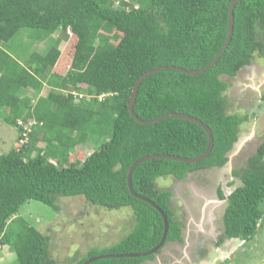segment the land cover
<instances>
[{"label":"trees","instance_id":"obj_1","mask_svg":"<svg viewBox=\"0 0 264 264\" xmlns=\"http://www.w3.org/2000/svg\"><path fill=\"white\" fill-rule=\"evenodd\" d=\"M232 1L0 0V117L15 128L18 138L22 129L17 121H35L27 144L0 156V247L14 252L16 264H55L48 236L17 215L28 201L55 212L59 197H81L111 211L130 209L134 223L120 242L73 264L102 255L146 253L158 245L163 219L150 204L131 195L130 166L150 155L197 158L209 144L205 129L193 122L169 117L141 124L129 114L135 82L163 67L141 82L133 104L135 116L142 121L167 114L191 116L210 129L213 146L196 163L165 158L141 162L132 171L130 185L166 215L162 249L183 242V226L171 206L173 202L179 207L181 199L173 200L172 190L158 189L156 180L170 176L175 187L189 181L190 175L227 164L240 126L249 117L227 112L229 83L223 77L234 79L255 57H264V0L235 3L231 40L211 68L198 75L174 68L200 70L217 56L226 40ZM101 27L117 33L118 42L93 44L95 30ZM22 29L33 31L32 39L44 43L45 51L27 55L26 66L4 48ZM69 34L75 40L71 62L60 75L52 68L60 43ZM26 86L35 95L44 86L49 91L31 104L29 97L21 96ZM87 142L97 145L92 153L82 161L70 160L76 147ZM232 175L239 185L228 196L218 191L219 199L226 200L218 244L224 239L250 241L259 228L264 138L246 166ZM154 257H105L90 264H143Z\"/></svg>","mask_w":264,"mask_h":264},{"label":"rangeland","instance_id":"obj_2","mask_svg":"<svg viewBox=\"0 0 264 264\" xmlns=\"http://www.w3.org/2000/svg\"><path fill=\"white\" fill-rule=\"evenodd\" d=\"M95 31L93 44L99 45L104 42L116 44L120 38L117 33L103 27ZM32 36L33 31L22 29L4 46L15 58H21L24 66L27 55L33 52H41V54L45 52L44 43L36 42ZM56 36L57 34L52 39ZM74 41L69 34L68 40L60 43V55L52 68L53 72L60 75L66 73L71 62ZM223 79L229 83L225 93L228 101L227 112L248 114L249 121L240 126L238 142L228 153L229 160L223 168L213 169L210 172L201 171L195 176L190 175L189 181L180 182L175 187L171 186L173 180L170 176L156 180L158 189L172 190L175 192L173 200L183 201H177L179 207L171 203L176 219L183 226V242L170 243L172 247H165L161 255L165 257H161L160 260H149L144 264H157V262L158 264H264V202L259 205L262 212L259 228L250 241L224 239L220 244L218 241L222 235L224 203L214 204L216 202L214 189L221 187L224 196H228L233 188L239 185V180L233 177L232 173L246 166L247 158L255 152L264 138V102L260 101V96L264 94V57H255L251 65L241 70L234 79L226 77ZM48 91L49 88L44 86L42 91L35 95L26 86L21 96L29 97L32 104L39 97L46 96ZM17 138L15 128L5 124L0 117V156L14 148L19 149ZM96 146L93 142H87L76 147L70 154V160L82 161ZM228 183H231V186ZM189 198H197L199 204L197 209L201 204L203 205L202 220L198 214L193 222H187L184 209ZM57 206L59 210L55 212L40 202L28 201L20 206L17 214L29 225L48 236L51 257L55 264H73L78 259L86 258L93 251H101L116 245L130 231L134 223V216L128 208L111 211L89 205L81 197H59ZM165 251L175 254L171 258L169 253L165 254ZM0 264H16L15 254L10 248L0 247Z\"/></svg>","mask_w":264,"mask_h":264},{"label":"water","instance_id":"obj_3","mask_svg":"<svg viewBox=\"0 0 264 264\" xmlns=\"http://www.w3.org/2000/svg\"><path fill=\"white\" fill-rule=\"evenodd\" d=\"M238 1L240 0H233L229 6V11H228V24H227V35H226V40H225V43L222 47V49L220 50V52L217 54V56L208 64L206 65V67H204L203 69H200V70H196V71H187L185 69H182V68H174L175 70L177 71H180L184 74H187V75H198L206 70H208L209 68H211L218 60L219 58L222 56V54L224 53V51L227 49V46L231 40V36H232V31H233V7L235 5V3H237ZM164 69L163 68H156L154 70H151V71H148L146 72L144 75H142L134 84L133 86V90H132V93H131V97H130V100L128 102V112L129 114L131 115V117H133L135 119V121L141 123V124H154V123H157L159 121H161L162 119H165V118H169V117H175V118H180V119H184V120H187V121H190V122H193L195 124H197L198 126H200L201 128L205 129L206 131V134H207V138H208V141H209V144H208V148L207 150L199 157L197 158H193V159H187V158H184V157H175V156H169V155H150V156H145L141 159H138L137 161H135L129 168L128 170V174H127V184H128V189L131 193V195L135 198H138L148 204H150L153 208H155L160 214H161V217L163 219V233H162V237L160 239V242L158 243V245H156L153 249H151L150 251L146 252V253H141V254H121V255H102V256H98V257H93L89 260H87L85 263L83 264H90L91 262L95 261V260H98V259H101V258H105V257H116V258H139V257H148L150 255H154V256H157V253L160 249H162L163 245H164V242H165V239H166V236H167V232H168V221H167V217L166 215L164 214V212L156 205L154 204L152 201L136 194L132 188H131V185H130V178H131V174H132V171L134 169V167L141 163V162H144L146 160H149V159H159V158H165V159H171V160H176V161H179V162H184V163H196V162H199L200 160L206 158L207 155H209L211 149H212V146H213V139H212V134H211V131L210 129L204 124L202 123L200 120H197L191 116H187V115H183V114H167V115H163V116H160L154 120H151V121H142L140 119H138L134 112H133V104L135 102V99H136V95H137V91H138V88L141 84V82L149 75H151L152 73L156 72V71H159V70H162Z\"/></svg>","mask_w":264,"mask_h":264},{"label":"flooded vegetation","instance_id":"obj_4","mask_svg":"<svg viewBox=\"0 0 264 264\" xmlns=\"http://www.w3.org/2000/svg\"><path fill=\"white\" fill-rule=\"evenodd\" d=\"M219 189V190H218ZM222 191V189H221V187H216L215 189H214V194H215V200H216V202H214V204L215 205H217V204H219V203H224V205H225V202H226V200H220L219 199V197H218V191ZM222 193L224 194V192L222 191ZM200 197V196H199ZM201 198V197H200ZM202 199V198H201ZM182 201V200H181ZM198 200H197V198H189L188 199V201H187V203H186V205H185V213H186V216H187V222L189 223H191V222H193L194 221V219H195V216L196 215H200L201 217L203 216V205L201 204V206H200V208L199 209H197V205L199 206V204H198V202H197ZM183 202V201H182ZM183 204V203H182ZM184 205V204H183ZM187 206V207H186ZM202 209V210H201ZM202 213V214H201ZM203 219V217L201 218V220ZM186 224V223H185ZM182 238H183V236H182ZM177 244H179V243H177ZM161 252V251H160ZM160 252L159 253H157V255L158 254H160ZM154 259L155 260H160L159 259V256H155L154 257ZM153 260V259H152ZM144 264V263H143Z\"/></svg>","mask_w":264,"mask_h":264},{"label":"built area","instance_id":"obj_5","mask_svg":"<svg viewBox=\"0 0 264 264\" xmlns=\"http://www.w3.org/2000/svg\"><path fill=\"white\" fill-rule=\"evenodd\" d=\"M80 97V96H79ZM103 95L99 97V100L103 99ZM35 124V121L29 120L28 122H25L23 120L17 121V126L22 129V131H19V140L17 143V146L19 145V148L25 144H27L29 140V134L32 132V126Z\"/></svg>","mask_w":264,"mask_h":264},{"label":"crops","instance_id":"obj_6","mask_svg":"<svg viewBox=\"0 0 264 264\" xmlns=\"http://www.w3.org/2000/svg\"><path fill=\"white\" fill-rule=\"evenodd\" d=\"M165 247H172V246H171V244H170V245H166ZM165 247H164V248L161 250V252H160V254H159V259H160L161 257H165V256H161V255H162V253H163V250L165 249ZM172 249H173V248H172ZM168 253L171 255V258H172V255H174V254H175V253H174V254H172V252H171V251H165V254H168ZM183 253H184V252H183ZM169 258H170V257H169ZM171 258H170V259H171ZM166 263H168V262L166 261ZM157 264H158V262H157Z\"/></svg>","mask_w":264,"mask_h":264},{"label":"clouds","instance_id":"obj_7","mask_svg":"<svg viewBox=\"0 0 264 264\" xmlns=\"http://www.w3.org/2000/svg\"><path fill=\"white\" fill-rule=\"evenodd\" d=\"M18 139H19V138H17V142H18ZM210 171H211V170H210ZM156 257H157V256H156Z\"/></svg>","mask_w":264,"mask_h":264}]
</instances>
